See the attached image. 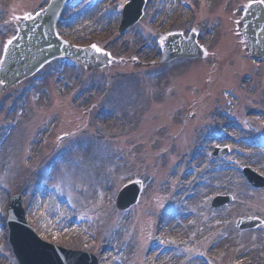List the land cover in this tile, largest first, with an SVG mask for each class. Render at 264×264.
<instances>
[{
  "label": "rangeland",
  "instance_id": "1",
  "mask_svg": "<svg viewBox=\"0 0 264 264\" xmlns=\"http://www.w3.org/2000/svg\"><path fill=\"white\" fill-rule=\"evenodd\" d=\"M3 1L4 0H2V2ZM43 1L44 0H21L18 2L16 9H18L19 12L24 11L22 14L23 17L27 14L31 15L32 11L38 8ZM193 1L195 4L196 1ZM212 1L213 4L214 2L217 4V7L214 6L212 8V14L209 10L203 9L202 12L199 13L200 18H198L196 25L202 27L206 33H208L206 29L211 32L213 38L208 40L212 43L208 47V51L212 55L215 54V58L212 59L210 57L201 62L174 61L166 66L164 72L167 73L165 75L156 74L152 70L147 74V71L136 69L129 63L122 65L120 70L127 72L128 75L126 76H131L133 80L124 81L122 84L118 82L116 86V89H120V97L117 102V107L120 105V111L119 108L117 109L119 111H117L119 119L116 122V126H110L108 132H101L91 125L88 126L84 118L73 112L77 110V106L74 105V101H72L73 97L66 98L63 101L56 98V96L62 98L64 93H61L60 88L64 91L63 86L69 82L68 78L71 75V71L69 74L66 73L67 82L62 86L58 84V77H54V87L57 89L56 91H52L54 102L50 106L47 105L46 95L44 93L40 95L39 91L42 93L44 89H47L53 78L51 77V80H48L50 79L48 78L40 83L36 81L37 88L38 86L39 88L32 93V99L31 96L28 98L26 103L27 108L22 116V119H24L26 123L19 133V141H23V143L19 147V157H16L17 162L15 164L17 168L14 175L32 177L33 182L34 177L31 175V172L27 171L25 168L29 156L32 155L35 149V146L30 143H33L35 140L38 141L37 138L35 139V136H38L41 130H43L44 134L50 125H57L55 133L51 136L44 150L45 152H43L44 154L41 156L36 166L38 168L43 166L45 162L53 156V151L56 148L61 150L70 148L72 152L75 151L76 153L70 155L72 158L68 163L66 161L59 163L54 169V174H56L54 179L57 181V184L62 181L61 174L62 176L63 174H68L70 177L73 176L75 180H72V183L74 184L77 182L79 184V182H83L90 177L93 178L97 176L98 179L96 181L83 182L86 193L84 189L79 191L72 187L69 188L70 191L65 197L68 199V202L74 206V211L70 212L64 207L61 208L64 210L61 213L62 217L66 220L62 225L48 229L46 235L49 237V240L64 247L91 250L94 254H99L105 247L108 248L112 246L111 242H107L110 241L107 239L110 237L111 241L120 249L123 246L122 244H126L125 247L123 246L126 249V253L122 255V257L117 259L113 258L112 254L108 252L111 263L115 260L122 259L125 260L126 264H146V262L149 264L150 260V263H152L155 257L157 258L158 256L155 253L153 255H148L150 251L146 253L148 249L151 248L148 231L150 230V223L153 221L155 215L152 213L167 202V200L163 202L162 198L165 196L170 197L175 190L178 191L182 182V177L186 171L193 170L195 175L191 177L188 182L190 185L195 184L196 186L199 182H210L205 171L217 168L219 165H223V162L225 164L223 160L212 163L210 154L213 152L211 151L213 149L207 146L196 161V164L192 165V167L186 165L187 161L179 165L182 156L186 158L185 154L187 152L193 153L196 150L195 148L192 151L191 147H199L195 145L199 144L197 143V133L202 134L205 131L207 133L206 135L210 137V134L213 132V130H211L213 119L218 117L215 115L217 111L219 115L221 113L233 114L240 121H244L245 119L252 120L254 123L256 121H264L260 115L248 118L250 112L254 114L257 109L264 111V69H258L256 67L254 70L251 64L250 68L246 69L245 63L239 61L245 52L242 48V42L235 32V21L241 16L240 8L248 4V0ZM78 2L80 3L78 4V10L84 8L87 12L78 18L76 23H79L82 27V24L89 23L87 28H91V32H89L90 30H79V28L76 29L75 27H62L61 30L64 36L77 45H88L92 41L100 42L103 46L108 48V50L113 51L118 57L126 56L129 58L132 53H140L141 49L139 51L135 49L137 43L135 42L136 38L134 34L129 33L126 34L125 37L119 34L117 29L119 19L116 21L115 18L113 22L111 20L109 21V19L97 23L93 22V17L99 7L94 9V6L88 0H79ZM108 2L114 6L117 0H110L106 3ZM154 3H156V0H154ZM163 3L166 4V0H164ZM157 8L158 5H154L149 9V18H154L157 15ZM76 12H78L76 8L73 9V11L71 10L65 19L74 16ZM203 12L204 15L202 16ZM187 13L188 14H183L182 18L175 23V26H171L169 22L168 24L156 26L157 22L155 21L153 25L159 29L171 27L174 31H185L189 28V24H193L191 23L193 19L190 18V13ZM163 15H166L165 10L163 11ZM84 18H86L85 22L83 21ZM136 29L141 30L145 38H148L150 35L154 38L156 35L150 28H145L142 24H139ZM121 38L123 39L120 40ZM148 41H150L149 38ZM225 41H228L229 45L233 41L231 48L229 45L223 44ZM150 44H152V42ZM128 46H132V48L128 50ZM229 48L231 51L228 52L227 50ZM131 50L132 52L129 53ZM152 50L149 48L147 52H145L146 54L140 55V58L144 62L154 59L157 60L158 57L154 55ZM234 58H237L233 63L236 65V68L243 66V72H248L244 74L245 76H249L253 73L255 74L251 81L252 84L250 86L245 84L243 90L238 89L239 76H235V73L240 75L243 74V72L237 69L228 70ZM57 68L59 71L65 69V67L61 65H58ZM118 72L119 70L105 69L100 73L95 72L89 75L86 74L85 77H88V83H90L94 77L102 79L105 87L111 88L112 79L110 78L114 77L113 75L116 76ZM105 75H107L106 78ZM190 78L195 82L198 81V84H196L197 86L204 87L202 90H196L195 87H186L185 94L188 97L182 98L179 88H184L188 82L192 81ZM73 80H75V77H73ZM133 83H136V85ZM26 85L27 83L23 86ZM226 90H231L235 94H238L240 96V104L237 105L235 100L227 96L225 94ZM77 93H79V90H77ZM174 93L177 94V97H175ZM171 96H174L176 99L170 101L169 99ZM131 101L133 103H131ZM0 102L6 103L5 97ZM182 102H186L183 107ZM136 103L139 104L135 105ZM192 106L196 108V110L194 109L195 114L192 116L188 128H186V132L190 138L185 139L182 135L180 139L177 140V147L175 144L169 142L168 135L163 138V132L161 131L166 125L172 126V131L175 130V132H178L179 126H177V121H175L176 115L178 112L185 111ZM157 113H159L158 116ZM15 114L17 115V113ZM28 116L29 119L27 121L25 119H27ZM159 116V119L162 121L160 124L157 121V117ZM80 118H82V120ZM18 131L19 129L17 128L15 134ZM228 131L231 132V130ZM234 134L237 140L240 133L237 134L235 132ZM62 135L70 136L62 144H59L58 137ZM33 138L34 140L32 142ZM92 138L93 140H90ZM223 144H225V146H232V150H245L243 146L232 143L231 141H224L222 145ZM28 145L30 151L27 149ZM216 145L217 143H214L212 146L215 147ZM164 147L168 149V154L166 157L159 160L155 154ZM139 148L142 149L140 150V154L138 152ZM235 158L236 156L234 155L231 159ZM227 160H229V158ZM242 161L243 162H239V164L250 163L249 159ZM174 162H176L175 168ZM256 164L255 162V165ZM6 166H8V163H6L5 167ZM256 166L264 174V165L257 164ZM59 168L60 170H58ZM218 175H223V173ZM226 175L222 179V182H227L225 184V190L232 195L234 204L225 209V211L219 213L212 212L213 210L210 208L209 204L205 202L207 194L220 192L219 185H217L214 190L201 188L200 195L195 199V201L199 200V203L195 206L197 212L202 214L206 211V213H204V215L207 216L205 219L206 224L210 225L212 228L214 222L217 221L219 225L213 230H216V228L220 229V227L223 228L222 232L216 235L213 241L206 245V248H210L211 244L212 246L215 244L217 245L215 249L222 251H225L227 247L235 249L234 253H227L220 261V264H264V231H246L239 233L235 227L237 220L241 217L259 220L264 227V193L255 194L244 186L238 176L235 175L230 178V175L229 177L228 174ZM75 176L78 177L76 178ZM16 178L17 177H12L10 183V187L13 190H17V188L13 186ZM108 179L111 180L112 183H115L114 195L117 190L127 183L133 180L142 181V200L139 205L132 210V213H129L130 218L128 214L120 213L112 208L109 198L106 197L103 198V200L99 198L98 195L100 191L96 189V187L101 186ZM230 180H234L232 185ZM69 183H71V181ZM28 185H30V182H28ZM213 185H216L215 182H212V186ZM82 193L90 195L86 198V203L90 204V206H95L96 210H99V208L101 209L94 213L89 211V207L85 212L83 211V213H81L84 218H93L95 221L89 224V226L91 227V231L101 238L98 245H94L89 237H85L80 232L78 233L81 235L71 234L68 230L66 232L67 220L78 212L76 208L77 204L79 203L81 206L86 204L82 201ZM159 196H161V199L158 198ZM185 206L187 205L185 204ZM29 216V220L34 218L32 212L29 213ZM234 219H236L235 222H233ZM34 222L38 225V228H41L44 232L45 222L42 219H34ZM176 222L178 223V221H170L165 230L166 238L172 239L173 243L182 241L191 235H195V232L198 233H196V238H200L209 231V229H207V231L196 229V226L200 225L201 222L198 219V221L194 223V228H183L182 226L179 230L176 229L175 232H169L168 226H173L175 228ZM226 222H228V225ZM115 229L116 235H112ZM161 235L164 236L163 234ZM212 253L218 254L219 251H213ZM172 257H175V255H172L170 258H164L162 262H167L168 260L169 264L170 262H178V260ZM193 264H197V262L193 260Z\"/></svg>",
  "mask_w": 264,
  "mask_h": 264
},
{
  "label": "snow or ice",
  "instance_id": "2",
  "mask_svg": "<svg viewBox=\"0 0 264 264\" xmlns=\"http://www.w3.org/2000/svg\"><path fill=\"white\" fill-rule=\"evenodd\" d=\"M260 2H261V3H264V0H260ZM24 19H31V16L26 15V16L24 17ZM164 39H165V37H161V43H163ZM11 43H12V41L9 40V41H8V44H11ZM92 48H93L95 51H97V52H100V51H101V49H100L98 46H96V45H92Z\"/></svg>",
  "mask_w": 264,
  "mask_h": 264
},
{
  "label": "bare ground",
  "instance_id": "3",
  "mask_svg": "<svg viewBox=\"0 0 264 264\" xmlns=\"http://www.w3.org/2000/svg\"><path fill=\"white\" fill-rule=\"evenodd\" d=\"M32 82V79L30 80H28L27 81V83H31ZM119 108V111H120V105H119V107H117V109ZM11 113V115H13L14 114V112H10ZM10 139H11V137H10ZM10 142V141H9ZM9 142H8V140H6L5 142H4V144H7V147L9 146ZM0 155H1V152H0ZM220 177V176H219ZM219 177L217 178V179H219ZM220 180H222L221 178H220ZM227 183V182H226ZM225 182H223V184H226ZM222 184V185H223ZM114 264V263H113Z\"/></svg>",
  "mask_w": 264,
  "mask_h": 264
},
{
  "label": "water",
  "instance_id": "4",
  "mask_svg": "<svg viewBox=\"0 0 264 264\" xmlns=\"http://www.w3.org/2000/svg\"><path fill=\"white\" fill-rule=\"evenodd\" d=\"M263 23H264V18L262 19ZM263 37V34L259 37L260 39Z\"/></svg>",
  "mask_w": 264,
  "mask_h": 264
}]
</instances>
